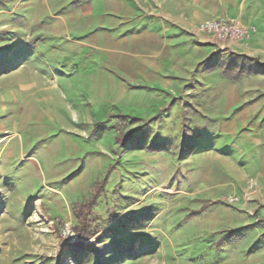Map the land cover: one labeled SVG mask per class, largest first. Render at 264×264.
<instances>
[{"label": "rangeland", "instance_id": "rangeland-1", "mask_svg": "<svg viewBox=\"0 0 264 264\" xmlns=\"http://www.w3.org/2000/svg\"><path fill=\"white\" fill-rule=\"evenodd\" d=\"M117 6L0 0V264H264L248 154L264 131L232 134L240 107L228 105L264 98V26L243 52L255 64L210 38L218 70L179 76L152 69L158 46ZM99 182L82 237L80 205Z\"/></svg>", "mask_w": 264, "mask_h": 264}, {"label": "crops", "instance_id": "crops-1", "mask_svg": "<svg viewBox=\"0 0 264 264\" xmlns=\"http://www.w3.org/2000/svg\"><path fill=\"white\" fill-rule=\"evenodd\" d=\"M113 13L121 15L125 20L135 17L133 26H136V31L141 32L139 36L141 40L144 43L153 42L158 46L152 54L154 58L150 64L152 69L179 76L190 74L191 71L204 73L218 70L215 66L208 68L212 61L218 58V44L197 32L200 23L209 19L223 18L238 20L246 27H254L256 33L253 38L241 47H237L242 54L246 50L245 46L254 41L264 26V0H118V6ZM165 43L181 46L182 51L180 53H176L175 50L169 51V55L168 52L160 54V49L165 48ZM245 57L251 59L249 56ZM159 58H162V61L168 60L170 65L163 66L164 62ZM21 61L24 63L26 60ZM201 91L206 92L207 89ZM223 92H226L223 97H238L241 94L233 88ZM242 93L246 96L249 94L254 96L256 92L248 89ZM214 95L218 96V91H215ZM219 95L222 96L221 91ZM228 101V105L240 107L238 111L240 113L231 119L229 124L232 134L241 127L248 128L251 124V127L260 126L258 129L264 131V121H262L264 119L260 118V115L256 116L257 113L264 116V98L251 104L247 103L248 100L239 98H229ZM248 146L251 147H248V154L253 165L252 175L255 176L256 182L261 184L262 189L264 188V136L261 139L252 138V143Z\"/></svg>", "mask_w": 264, "mask_h": 264}, {"label": "built area", "instance_id": "built-area-1", "mask_svg": "<svg viewBox=\"0 0 264 264\" xmlns=\"http://www.w3.org/2000/svg\"><path fill=\"white\" fill-rule=\"evenodd\" d=\"M197 32L214 39L216 42L223 43L233 41L243 44L250 40L251 36L256 33L254 27H246L240 21L234 19H209L197 26ZM237 198L229 197L227 203L234 204ZM63 238L72 237L73 232L68 223H63L61 229Z\"/></svg>", "mask_w": 264, "mask_h": 264}, {"label": "trees", "instance_id": "trees-1", "mask_svg": "<svg viewBox=\"0 0 264 264\" xmlns=\"http://www.w3.org/2000/svg\"><path fill=\"white\" fill-rule=\"evenodd\" d=\"M242 57L244 59L248 60L250 63H254V61L252 59H249V58H247L245 56H242ZM253 74H255V75H260V74L264 75V64H259L256 67V69L254 70ZM239 75L234 77L233 79L234 80L238 79ZM102 188H103V182L97 183L96 186L94 187V192L91 195V197L85 201L86 203H82L80 205V210L79 211H80V213L82 215V226L78 227L77 231H78V234L80 236H82V237H88V230L90 229V226H91V222H90L91 220L88 218V216L93 211V206L95 205V199L102 192Z\"/></svg>", "mask_w": 264, "mask_h": 264}]
</instances>
